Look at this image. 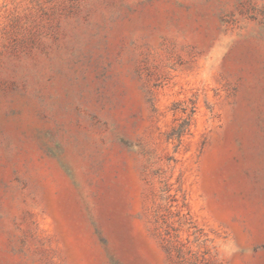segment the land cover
<instances>
[{"label":"rangeland","instance_id":"1","mask_svg":"<svg viewBox=\"0 0 264 264\" xmlns=\"http://www.w3.org/2000/svg\"><path fill=\"white\" fill-rule=\"evenodd\" d=\"M0 264H264V0H0Z\"/></svg>","mask_w":264,"mask_h":264}]
</instances>
